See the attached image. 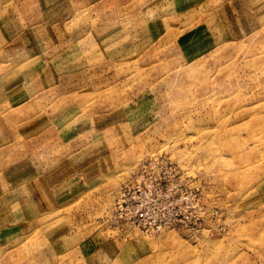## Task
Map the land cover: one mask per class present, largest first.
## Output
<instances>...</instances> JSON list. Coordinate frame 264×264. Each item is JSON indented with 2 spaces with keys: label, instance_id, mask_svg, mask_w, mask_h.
I'll use <instances>...</instances> for the list:
<instances>
[{
  "label": "rangeland",
  "instance_id": "obj_1",
  "mask_svg": "<svg viewBox=\"0 0 264 264\" xmlns=\"http://www.w3.org/2000/svg\"><path fill=\"white\" fill-rule=\"evenodd\" d=\"M0 264H264V0H0Z\"/></svg>",
  "mask_w": 264,
  "mask_h": 264
},
{
  "label": "built area",
  "instance_id": "obj_2",
  "mask_svg": "<svg viewBox=\"0 0 264 264\" xmlns=\"http://www.w3.org/2000/svg\"><path fill=\"white\" fill-rule=\"evenodd\" d=\"M149 166L148 170L144 169L135 175L131 189L127 188L131 193L133 208H123L124 199L128 195L125 191L120 194L119 208L128 212L129 216L125 214V219L137 225L141 231L160 232L173 223L177 218V212H173L171 205L173 196L170 192V176L166 177L163 172H159L157 164L152 163Z\"/></svg>",
  "mask_w": 264,
  "mask_h": 264
}]
</instances>
